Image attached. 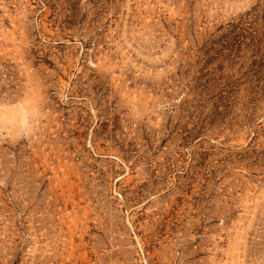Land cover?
<instances>
[{
    "label": "rangeland",
    "instance_id": "obj_1",
    "mask_svg": "<svg viewBox=\"0 0 264 264\" xmlns=\"http://www.w3.org/2000/svg\"><path fill=\"white\" fill-rule=\"evenodd\" d=\"M0 264H264V0H0Z\"/></svg>",
    "mask_w": 264,
    "mask_h": 264
}]
</instances>
